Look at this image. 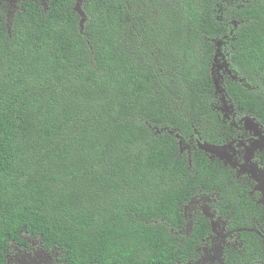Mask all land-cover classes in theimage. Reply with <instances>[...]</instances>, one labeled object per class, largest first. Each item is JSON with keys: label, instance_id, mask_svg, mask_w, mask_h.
<instances>
[{"label": "trees", "instance_id": "16d2710c", "mask_svg": "<svg viewBox=\"0 0 264 264\" xmlns=\"http://www.w3.org/2000/svg\"><path fill=\"white\" fill-rule=\"evenodd\" d=\"M74 4L0 9V264L24 233L66 264H167L195 191L235 200L178 144L215 99L217 42L227 96L264 128V0H83L82 27Z\"/></svg>", "mask_w": 264, "mask_h": 264}, {"label": "flooded vegetation", "instance_id": "af4514ba", "mask_svg": "<svg viewBox=\"0 0 264 264\" xmlns=\"http://www.w3.org/2000/svg\"><path fill=\"white\" fill-rule=\"evenodd\" d=\"M24 1L0 0V9L4 8L9 18ZM35 1L41 5L48 2ZM227 44L219 41L214 45L209 70L215 73L213 88L216 89L215 81L219 86L223 80L219 89L225 90L222 93L228 106H232L226 86L229 80H237L236 77L231 79L234 74L229 65ZM208 115L206 110L199 120L200 127L191 126L192 133L180 137V153L185 150L187 163H190V156L199 151L197 142L224 147L221 159L200 152L229 175L235 200L221 201L222 190L195 191L180 207L179 227L169 230L177 240L174 250L178 252L167 264H264V128L256 118L231 108L226 111L222 107V111ZM215 136V140H209ZM231 201H239L238 211L230 208ZM21 237L25 245L9 243L4 264H66L59 249L45 246L43 240L28 233ZM185 244L188 248H179Z\"/></svg>", "mask_w": 264, "mask_h": 264}, {"label": "rangeland", "instance_id": "374dc122", "mask_svg": "<svg viewBox=\"0 0 264 264\" xmlns=\"http://www.w3.org/2000/svg\"><path fill=\"white\" fill-rule=\"evenodd\" d=\"M83 1V0H82ZM7 16V15H6ZM8 20V17H6V21ZM235 24V23H234ZM209 76H210V78H211V80H212V78L213 77H215V73H214V75L212 74V72H211V70H209ZM218 77L216 76V79H217ZM222 84H223V80H221L220 82H219V86H222ZM219 90L220 89H215V88H213V92H212V94L211 95H216L215 96V99L214 100H216L217 99V103L216 104H214V100H210L209 98H207V100H208V102H207V104H208V106H207V110H208V113H209V115L210 114H212V113H218V111H222V107H224L225 108V110L227 111V110H229V108H231V109H234V111H236L235 110V108H234V106H233V104H232V102H231V105L232 106H228V104H227V102H226V99H225V97H224V95H223V93H221V92H219ZM215 92V93H214ZM210 94V93H209ZM223 95V96H222ZM207 113V112H206ZM208 115V116H209ZM213 130H215V129H213ZM215 133V132H214ZM209 135V134H208ZM177 137V139H178V136H176ZM217 138V136H215V137H213L212 139H210L209 138V140L210 141H212V140H215ZM180 143L181 142H179L178 141V144L180 145ZM185 150H183L181 153H183V154H185ZM188 167H190V163H188ZM190 169V168H189ZM9 255H12L11 253H9Z\"/></svg>", "mask_w": 264, "mask_h": 264}, {"label": "water", "instance_id": "95a60500", "mask_svg": "<svg viewBox=\"0 0 264 264\" xmlns=\"http://www.w3.org/2000/svg\"><path fill=\"white\" fill-rule=\"evenodd\" d=\"M81 4H82V0H75V4H74V11L76 12V14L80 17V26L82 27L83 23L85 22V15L81 9ZM230 73V71H228ZM231 79H235V76H232ZM215 87L217 89H219V86L217 85L216 81H215ZM225 90L223 88H221L219 90V92H224ZM197 146H198V150L203 152L204 154H210L212 156H216V157H220V154L222 152L225 151L224 147H218L209 143H205V142H197Z\"/></svg>", "mask_w": 264, "mask_h": 264}, {"label": "clouds", "instance_id": "9594fccd", "mask_svg": "<svg viewBox=\"0 0 264 264\" xmlns=\"http://www.w3.org/2000/svg\"><path fill=\"white\" fill-rule=\"evenodd\" d=\"M79 25H80V23H79Z\"/></svg>", "mask_w": 264, "mask_h": 264}]
</instances>
